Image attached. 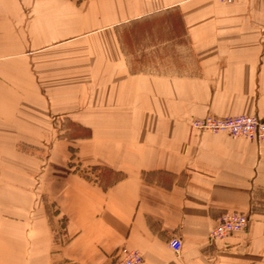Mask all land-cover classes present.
<instances>
[{"label":"crops","instance_id":"1","mask_svg":"<svg viewBox=\"0 0 264 264\" xmlns=\"http://www.w3.org/2000/svg\"><path fill=\"white\" fill-rule=\"evenodd\" d=\"M209 113L264 116V0H0V264H264V141Z\"/></svg>","mask_w":264,"mask_h":264},{"label":"built area","instance_id":"2","mask_svg":"<svg viewBox=\"0 0 264 264\" xmlns=\"http://www.w3.org/2000/svg\"><path fill=\"white\" fill-rule=\"evenodd\" d=\"M223 3H235L237 0H219ZM192 126L199 130L226 133L233 137H245L252 141H264V119L257 117L238 116L232 118H213L207 117L195 119ZM250 221L247 213L233 211L225 213L213 228L210 234V240H218L228 235L244 230ZM172 248L179 252L182 247L180 238L175 237L171 241ZM142 254L127 246H122L117 250L109 264H142Z\"/></svg>","mask_w":264,"mask_h":264},{"label":"rangeland","instance_id":"3","mask_svg":"<svg viewBox=\"0 0 264 264\" xmlns=\"http://www.w3.org/2000/svg\"><path fill=\"white\" fill-rule=\"evenodd\" d=\"M238 116H246V117H257V118H261L264 119V116H261L259 114H234V115H226V116H221V115H216V114H207L203 117H198V118H194L195 119H202V118H207V117H213V118H232V117H238ZM192 120V122H193ZM191 122V124H192ZM193 127V126H192ZM217 133V132H215ZM220 133H222V131H220ZM224 133V132H223ZM226 134V133H225Z\"/></svg>","mask_w":264,"mask_h":264},{"label":"bare ground","instance_id":"4","mask_svg":"<svg viewBox=\"0 0 264 264\" xmlns=\"http://www.w3.org/2000/svg\"><path fill=\"white\" fill-rule=\"evenodd\" d=\"M223 239V238H222ZM143 263V262H142Z\"/></svg>","mask_w":264,"mask_h":264}]
</instances>
